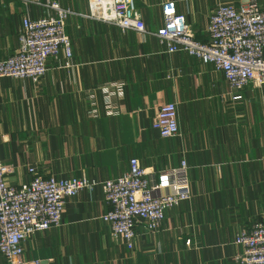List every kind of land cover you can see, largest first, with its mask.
<instances>
[{
	"label": "crops",
	"instance_id": "0c3cea01",
	"mask_svg": "<svg viewBox=\"0 0 264 264\" xmlns=\"http://www.w3.org/2000/svg\"><path fill=\"white\" fill-rule=\"evenodd\" d=\"M131 15L148 32L90 18L87 0H0V59L18 46L22 17L70 10L72 57L48 60L38 84L0 78V159L6 181L36 176L103 180L128 170L131 157L151 184L184 159L191 196L166 210L157 231L139 222L127 241L110 233L99 187L65 203L61 225L23 242L26 258L50 264H236V233L264 216V85L232 89L222 72L183 51L169 53L155 32L162 3L183 13L199 40L219 2L134 0ZM235 94L241 97L234 99ZM176 102L179 134L151 128L157 108ZM96 108V116L90 114ZM0 264H7L0 255Z\"/></svg>",
	"mask_w": 264,
	"mask_h": 264
},
{
	"label": "built area",
	"instance_id": "2783aa9c",
	"mask_svg": "<svg viewBox=\"0 0 264 264\" xmlns=\"http://www.w3.org/2000/svg\"><path fill=\"white\" fill-rule=\"evenodd\" d=\"M48 6L54 11L52 15L22 17L15 52L0 59V78L38 84L50 58L72 57L65 29L70 10L57 2H49ZM134 8V0H87L90 18L144 34L148 31L142 19L131 15ZM161 12L162 25L153 33L167 52L183 51L212 65L232 89L264 85V0L217 3L205 27L204 40L195 37L185 15L173 2L162 3ZM91 113V117L96 116V108ZM151 128L163 138L179 134L176 102H165L157 108ZM186 168V161L181 159L178 166L158 172L156 183L151 184L146 168L136 157L129 159L126 172L103 180L36 176L35 168L28 167L35 177L14 186L6 181L9 165L0 159V255L7 264H50L40 258H26L23 242L60 226L67 199L83 189L100 188L108 206L105 217L112 236L131 240L139 222L145 230L157 231L166 210L191 196ZM233 243L240 247L233 257L236 264H264V216L255 219L249 228L240 229Z\"/></svg>",
	"mask_w": 264,
	"mask_h": 264
}]
</instances>
